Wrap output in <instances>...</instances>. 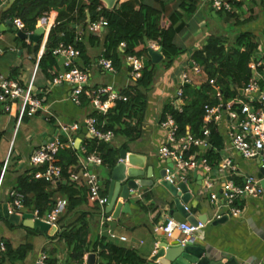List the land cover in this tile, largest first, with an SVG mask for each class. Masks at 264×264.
Wrapping results in <instances>:
<instances>
[{"label": "crops", "instance_id": "crops-1", "mask_svg": "<svg viewBox=\"0 0 264 264\" xmlns=\"http://www.w3.org/2000/svg\"><path fill=\"white\" fill-rule=\"evenodd\" d=\"M14 1L0 0V77L16 80L22 86L28 85L32 79L31 88L33 94L41 101L42 108L37 110L32 116L24 115L17 129H15L18 105L14 103L11 110L5 112L0 104V171L4 158L8 152L10 153L0 191V211L4 204H7L8 207L11 205L12 197L10 192L13 191L18 176L23 172L27 174L35 173L33 171H36V168L32 167L29 162L31 152L46 142L53 140L59 132L60 123L79 124V128L71 135L73 140L72 147L78 150V158L85 157V150L83 151L82 148H84L86 141L94 139L87 131L85 120L90 116L96 117L95 114L100 113L90 103L89 92L86 93L87 90L111 85L118 94L124 95L126 90L136 87V82L141 77L136 79L133 75L132 63L135 59L128 56L121 55L120 67L116 68L113 65V72L100 66L98 61L103 56L102 40L93 45L89 44V24L86 26L82 23L80 18L82 10L75 9L68 14L69 18H67L71 21L67 23L75 30L77 38L86 45L89 57L86 65L81 58L78 57L77 59L76 65L87 72L88 80L85 85L86 90L81 97V104H75L69 98L72 91V86L69 83L51 85L53 77L68 68L66 61L62 57L55 55L59 63L55 75H46L38 66L33 75L35 63L39 61L44 50L43 42L45 41L46 43L50 28L55 24L58 10L50 9L43 18L37 20L33 29L25 25L24 31H27V33H33L38 27L43 28V34L41 39H39L41 44L35 50V44L39 40L21 39L14 30L17 29L14 25V19L18 17L8 16L7 12ZM230 2L232 5L231 11H217L210 0H146L148 5L161 10L166 16H170L177 10L182 13L181 18L175 24L176 34L174 37V45L182 53L173 59L170 66H166L163 54V58L159 62H152L155 65L153 82L145 91L146 102L143 112L132 118L130 122V126L137 129L139 135L129 139L122 133H114V138L104 148L113 147L114 150H117L115 162L118 160L119 152L122 149L141 155L144 159V167L141 168L143 175L138 179L147 184L157 178L159 169L166 165V160L168 159L161 157L159 154V148L168 143V129L162 127L161 121L171 115L168 112H164V106L166 103H169L174 109L182 106L189 96L184 94V98L180 102L176 100V90L179 87L183 89L184 83H188L185 87H196L199 89L206 80L207 76L203 68L193 61L192 55L207 43L209 37L223 39L225 41L224 45L228 47L235 43L241 33H249L251 41L256 43V48L249 59L248 67L253 56L263 54V64L258 70L264 71V0H230ZM181 3H186L187 6H194V11L188 13L181 10L179 8ZM102 5L106 7L104 2H102ZM84 15L88 20V12L86 10H84ZM46 27H49L48 31ZM100 30L103 38L104 29L101 28ZM148 46L155 50L160 49L153 42H148ZM119 49L123 51L125 44L122 43ZM147 57L151 60L148 53ZM60 59H63V61H60ZM141 60L143 62V59ZM195 66L200 68V72L196 73L193 70ZM183 74L188 76L189 81L181 84ZM251 76L252 71L250 69ZM211 84L215 85V82ZM244 87H237L238 99L245 98ZM233 88L234 86L230 85V89ZM140 89L144 91L143 88ZM216 91L218 95L220 92L218 89ZM233 99L227 100V104L222 101V104L214 105L218 107V111L222 114L220 121L214 123L221 138L220 147L213 146L206 138V145H203V149L189 154L203 157L201 155L203 152L212 149L219 157V160L214 165L209 164L212 169L207 174L208 179L212 182L210 187L204 188L206 174L202 166L199 165L187 172L186 183L192 193L187 203V209L196 217L204 215L207 217L205 226L196 233L195 243L205 248V255L210 260L230 261L231 264H264L263 185V192L260 195L256 197L247 196L236 201V205L242 210L239 216H228L224 213L223 216H227V218L221 223L213 224L216 219L215 215L221 211L224 212V209L217 208L218 200H211L212 193H218L220 196L224 183L229 180H233L236 184H241L244 175L262 176L258 159H246L231 147V141L228 137L230 120L227 116L226 106ZM99 124L104 125V122H99ZM186 133H189L188 127ZM123 145L125 147H122ZM192 145L194 144H191L190 147ZM224 154L229 155L237 167V171L233 175L220 173L217 170ZM109 168L105 164L99 166L89 165V169H92L98 175L102 192L106 196L109 191V180L107 179ZM195 169H197L196 173H194ZM63 182L65 183L64 180ZM55 185L56 183L52 186L53 189L56 188ZM139 194L141 196H133L138 200L135 205L131 204L129 206L130 212L123 213L120 211L114 214L113 211H108L105 206L104 218L106 219L103 225L101 224L102 218L99 208L91 201L73 209H69L67 204L59 217H64L66 224L78 218V221H75L77 226L80 223H86L87 241L90 244L97 238L102 237L106 242H111L116 246L134 249L139 257L146 261L145 264H157L151 260V256L155 253L159 243L163 240L173 241L178 238V233L172 238H167L158 228L167 216H172L170 212L175 210L174 198L165 189L156 186L143 187L140 189ZM54 196L56 200L65 199L67 201V196L62 191L57 190ZM118 201L123 200L118 198ZM22 211L23 213L33 212L28 211L25 207ZM56 225L59 230L63 229L61 224L56 223ZM22 226L20 223L18 225L15 224L14 227H9L6 220L2 217L0 218V239L7 238L13 248L18 247L20 244L31 245L26 257L16 264H32L38 253L42 251L48 252L51 260L54 258V264H62V261H68L69 251L62 242H59L58 234L54 235L57 236L56 238L50 239L49 237L54 236H48L42 231V234H33L34 232L28 229H22ZM109 231L115 234L114 238L109 236ZM39 238H44V240L40 242L38 241ZM98 248L100 249L99 246ZM90 252L96 254L95 264H97L99 261L97 252ZM88 253L83 256L85 263ZM71 262L68 261L65 264H70ZM5 264L10 263L6 262Z\"/></svg>", "mask_w": 264, "mask_h": 264}, {"label": "trees", "instance_id": "trees-1", "mask_svg": "<svg viewBox=\"0 0 264 264\" xmlns=\"http://www.w3.org/2000/svg\"><path fill=\"white\" fill-rule=\"evenodd\" d=\"M179 8L188 13L194 11V6H187L186 3H181ZM50 9H57L58 15L55 24L50 28L43 53L38 61V67L46 75L53 76L57 72L59 63L52 51L60 43L77 48L79 58L85 65L89 61L86 45L77 38L75 30L67 23L71 21L68 20V14L75 9L82 10L80 18L86 26L98 21L101 17L104 18L103 38L101 30L90 31L88 42L93 45L102 40V55L111 59L116 68L120 67L121 55L135 60L143 59L141 77L137 80L136 87H131L124 92L127 100L116 101L115 106L110 108L107 114H95L99 122H104V129H111L115 134L122 133L129 139L137 137L139 131L131 127L130 122L132 118L143 112L146 102L145 91L153 82L155 70V65L147 57L148 44L144 39L146 37L147 42H153L160 47L166 66H170L173 59L182 53L174 45L175 24L182 13L177 10L170 16H166L161 10L148 5L146 0H119L110 9L103 6L101 0H15L7 12L8 16L20 18L27 27L33 29L37 20L44 17ZM84 10L88 12V20ZM224 42L223 39L209 37L207 43L193 53L192 59L203 68L207 76L206 80L199 89L183 87L184 94H188L189 98L180 110L174 109L169 103L164 106V112L170 113L177 123L179 135H184L188 127L193 138L203 139L205 105L222 104L223 97L226 100L237 98V87H244L250 79L248 62L256 48V43L251 41L250 34L241 33L235 43L228 47L224 45ZM122 43L125 44L123 51L119 49ZM40 44L41 40L35 44L34 49L37 50ZM210 80H214L215 85L211 84ZM230 85L234 88L230 89ZM216 89L219 90L220 95H217ZM85 90L86 87H84ZM231 107L238 108L237 104ZM208 128L210 133L207 139L213 146L220 147L221 138L217 127L214 123H210ZM105 145L98 143L96 139H89L85 142L84 154L96 151L102 158L103 164L112 166L115 163L117 150L113 147L104 148ZM199 149L200 145H192L186 155L199 152ZM202 155L210 165H214L219 160L212 149L206 150ZM78 156V150L73 147H65L58 151L56 163L61 167L63 179L56 183L55 189L52 188L51 182L43 178H35L33 173L23 172L18 176L13 191L23 194V205L28 211L36 210L40 216L50 212L57 202L54 196L57 190L67 196L69 209L90 202L88 189L70 179V173L77 163ZM6 223L9 227L15 226L8 220ZM57 223L63 228V232L59 235V242H62L69 251L68 261L82 264L84 254L93 251L97 252L99 257L97 264H145L146 262L134 249L116 246L106 242L102 237L90 244L87 241L86 223H80L79 226L75 222L66 224L62 216L57 219ZM29 230L42 234L37 227ZM0 242L3 243V249L0 248V264L21 262L31 248L30 244H20L13 248L7 238H1ZM49 263L54 264V258L50 259Z\"/></svg>", "mask_w": 264, "mask_h": 264}, {"label": "built area", "instance_id": "built-area-1", "mask_svg": "<svg viewBox=\"0 0 264 264\" xmlns=\"http://www.w3.org/2000/svg\"><path fill=\"white\" fill-rule=\"evenodd\" d=\"M214 9L217 11H231L232 5L230 0H210ZM238 1V0H237ZM43 18V17H42ZM105 24L104 18H100L98 21L89 24L90 31H97L103 28ZM14 25L19 30H25V24L21 19H14ZM47 28V27H46ZM49 27L47 28V31ZM27 32V31H26ZM43 42V47H44ZM52 53L54 55L62 57L66 61L68 68L61 72L51 80V85H59L61 83H69L72 86V91L69 98L72 102L79 105L82 100L81 97L84 94V87L88 80L87 72L79 68L76 63L79 57V50L72 45H64L60 43ZM263 54H257L252 57L249 67L252 71V76L245 85L244 99H233L228 103L227 116L230 120L228 129V137L231 141L232 149L238 151L242 157L246 159H258L260 167L264 170V71H259V67L263 64ZM99 64L104 69L113 72L114 66L110 59L101 56L99 58ZM133 75L135 78L141 76V69L143 68V62L141 59L134 60L133 63ZM38 62L35 63L33 75L37 69ZM193 70L198 73L200 68L198 66L193 67ZM32 75V77H33ZM32 81V79H31ZM26 86H22L18 81L12 79H6L0 77V104L5 112L11 110L14 103L18 105V117L16 120L17 129L22 117L24 115H34L37 110L42 108L41 101L34 96L32 91V82ZM185 81H189L186 74L181 77V84ZM214 80H210L213 83ZM89 92V93H88ZM90 97V103L93 108L102 114H107L109 109L115 105L118 100H127L125 95L118 94L111 85H105L97 87L92 90H87ZM176 100L180 102L184 98L183 89L179 87L176 92ZM220 95V93H218ZM237 104V109H233L231 106ZM178 110L181 106L177 107ZM222 114L218 111V107L205 105V113L203 116V139H195L191 134L186 133L184 135L178 134V125L171 115H168L161 121L162 127L168 129L167 139L168 143L162 145L159 148V154L161 157L171 159L173 167H166V177L172 182L184 181L186 182L187 172L196 168L199 165L203 167L206 178L204 181V188L210 187L212 182L208 179V173L212 170L206 159L202 156L196 157L195 155H186L190 145H206L205 139L209 136L208 124L216 123L220 121ZM87 131L96 139L98 143L108 144L114 138V132L111 129H104L103 124H99L97 117L90 116L85 120ZM79 128L78 123H60L59 132L53 140L46 142L45 144L34 149L30 156L29 162L32 167L37 170L33 174L35 178H43L52 185L61 181L62 170L56 163V155L58 151L65 147H72L73 140L71 135ZM84 151L85 149L82 148ZM10 153L8 152L4 158L2 168L0 171V191L2 188L3 175L9 162ZM103 160L97 154L96 151L86 154L85 157H79L78 162L75 165V169L70 173V179L84 185L89 192L90 201L93 202L100 212L102 218L101 224L103 225L105 217L104 208L107 204V196L102 192L101 182L98 175L89 169V165H102ZM220 173H226L233 175L237 171L236 165L233 163L229 155L224 154L218 169ZM261 177L254 175H244L241 184H236L233 180L225 182L221 194L212 193L211 200H218L217 208L224 209V212L216 214V218H220L224 215L239 216L241 209L236 205L238 199L244 197H256L263 192L261 186ZM12 197L11 205L8 207L10 213H23V194L15 191L10 192ZM65 199H58L53 209L40 216L38 211L34 210L32 219L39 218L47 221L51 224H56L57 219L67 205ZM187 209V207H186ZM206 222L198 221L196 225L191 224L188 221L179 222L173 216H167L165 221L159 225V229L164 233L167 238H172L178 233V238L181 243L187 240L196 239V233L198 230L205 226ZM111 238L115 237V234L109 231ZM0 248L3 249V243L0 242ZM50 254L48 252H40L35 257L32 264H50ZM65 264V261L61 262ZM77 264V263H75ZM82 264H86L83 260Z\"/></svg>", "mask_w": 264, "mask_h": 264}, {"label": "water", "instance_id": "water-1", "mask_svg": "<svg viewBox=\"0 0 264 264\" xmlns=\"http://www.w3.org/2000/svg\"><path fill=\"white\" fill-rule=\"evenodd\" d=\"M106 5V8H112L117 0H101ZM17 35L21 39H31L38 41L43 34V28L38 27L33 33H27L24 30L14 29ZM145 42L148 44L145 37ZM147 52L153 63L159 62L163 55L160 49H153L148 46ZM63 61V59H60ZM64 70V69H63ZM184 83L183 85H187ZM222 101L227 104V100L223 97ZM203 149V146L200 147ZM202 155V154H201ZM144 159L141 155L128 152L124 149L120 150L118 160L109 166V191L107 195L106 209L113 211L114 214L120 211L130 212L129 206L135 205L138 199L133 196L143 194L140 193V189L146 186H156L165 189L174 199L175 210H172L171 215L179 222L188 221L191 224L196 225L198 221L206 222V216L196 217L190 213L187 207V203L190 200L192 193L188 187V184L184 181L172 182L166 177V167H173L171 159L166 160V165L161 167L158 171L157 178L147 184L146 182L139 180L138 178L143 175L141 168L144 167ZM153 171V170H152ZM197 169L194 170V173ZM261 175L264 174V170L260 167ZM264 186V177L261 180V186ZM121 198L123 201H118ZM13 222L14 224H22L23 226L34 228L37 227L40 231L44 232L48 236L60 235L63 229H58L56 224H51L47 221L39 218L32 219V214L24 213L22 215L18 213H10L7 204L1 207L0 218ZM227 216L216 218L213 224H218L224 221ZM95 253L89 252L86 256V264H95ZM151 260L157 264H231L230 261L222 262L220 260H210L205 255V248L200 244L195 243L194 240H187L181 243L179 240H163L159 243L155 253L151 256ZM234 264V263H233Z\"/></svg>", "mask_w": 264, "mask_h": 264}, {"label": "rangeland", "instance_id": "rangeland-1", "mask_svg": "<svg viewBox=\"0 0 264 264\" xmlns=\"http://www.w3.org/2000/svg\"><path fill=\"white\" fill-rule=\"evenodd\" d=\"M75 222V220L72 222H70V223H74ZM22 229H30L29 227H26V226H22ZM31 231V230H30ZM5 234H8V233H5ZM33 234H35V233H33ZM44 240V238H39V240L38 241H40V242H42ZM54 249H56V250H58L57 248H54ZM68 261H66L65 263H67ZM70 262V261H69ZM70 264H75V263H70Z\"/></svg>", "mask_w": 264, "mask_h": 264}]
</instances>
